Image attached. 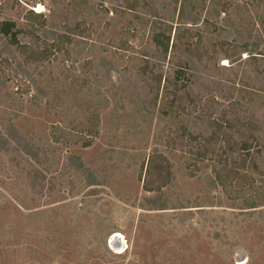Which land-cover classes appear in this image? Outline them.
<instances>
[{
    "label": "rangeland",
    "instance_id": "rangeland-1",
    "mask_svg": "<svg viewBox=\"0 0 264 264\" xmlns=\"http://www.w3.org/2000/svg\"><path fill=\"white\" fill-rule=\"evenodd\" d=\"M85 1L88 14L100 9L97 0ZM125 1V10L118 8L123 0L107 2L109 9L118 10L109 15L71 12L69 19L85 21L84 32L69 36L66 48L52 49L42 65H24L35 89L24 84L23 68L1 59L0 43V81L6 78L8 92L17 98L10 114L38 153L36 160L13 154L15 165L20 163L15 168L9 162L12 156L0 153L8 187H0V264H264V159L255 186L245 182L225 191L211 184L210 164L193 161L190 140L180 138L187 117L222 118L232 101L240 102L258 116L256 139L262 144L254 147L264 158V30L258 26L264 24V0H195L192 8H204L197 26L181 24L188 0H146V7L153 4V13L165 19L151 17L136 32L124 11L137 9L143 0ZM80 5L82 9L85 3ZM51 8L50 0H0V18L26 23L23 17L29 10L50 17ZM64 21L58 19L59 25ZM170 27L180 32L177 49L170 50L165 62L156 61L160 51L150 42L151 34L169 32ZM174 38L175 30L171 47ZM242 45L257 57H241L238 77L245 80L248 94L240 98L236 92L227 101L228 88H223L216 94L218 105L209 97L199 110L188 114L190 107L183 113L181 107L188 108L195 94L170 84L169 79L180 77L178 67L194 62L205 71L207 85L196 84L193 92L210 90L212 78L207 77L237 61ZM113 46L115 57L109 52ZM147 62L160 68L152 69ZM13 71L23 81L10 80ZM221 78L225 81L226 74ZM5 92L0 86V102ZM1 117L0 112V129ZM203 125L199 122L197 129L202 131ZM63 132L69 140L56 143ZM83 138L92 139V146L85 148ZM155 152L170 160L175 176L172 186L158 195L167 204L163 210L153 206L157 194L144 190ZM12 169H33L31 179L23 185L22 174ZM252 202L257 208H249ZM115 235L125 243L121 251L110 246Z\"/></svg>",
    "mask_w": 264,
    "mask_h": 264
},
{
    "label": "trees",
    "instance_id": "trees-1",
    "mask_svg": "<svg viewBox=\"0 0 264 264\" xmlns=\"http://www.w3.org/2000/svg\"><path fill=\"white\" fill-rule=\"evenodd\" d=\"M97 1L99 2L100 9H92L90 14H88L89 11L86 7V5H88V2L85 0H82L79 4L74 3L73 1L66 3L65 0H50L53 7L50 9V17H47L42 12H36L33 9L29 10L23 17V20H25L26 23H20L12 19L0 18V43L2 44V50L4 53V57H1V59L5 60L4 62L7 63L11 62L10 60L15 61V65H17L21 69L23 68L22 72L25 73V75H23L27 79V82H24V84L28 89H35V87L37 86L36 81L33 79V77H31L29 73H27V71H25L24 65L31 67L42 65L52 56V49H54L56 46H59V49L61 50L66 48L67 43H71L70 41H68L69 36H72V38H76L84 32V30H82V26H84L85 21L78 20L79 22H74L72 18L69 19L68 15L71 14V12H77V14L80 13L85 15H92L95 17H99L102 12H104L106 15H109L113 12H118L117 9H109L106 5L107 2L114 3V0ZM143 1L142 5H140V7H138L137 9H133L132 7L128 8L127 6L129 10L124 11V14L127 15V17L132 18L131 24L133 25L134 32H136L137 30L145 29L148 25V22L151 20V17L155 19L160 18L158 17V13L156 11L155 13H153V11L151 10V8L155 10L153 4L151 6L148 5L150 8H147L146 0ZM123 2V5L118 7L120 8V10H125L126 8V6L122 8L124 4H126L125 0H123ZM84 3L85 6L80 9V4ZM193 3H196V1L188 0L183 5V8L186 9V14L181 19V24H183V26L186 24L197 26L202 16L201 14H203L204 12V8H192L191 5ZM207 14L209 17H211L210 11L207 10ZM58 19L66 20L64 21L65 24L60 26L58 23ZM164 19L165 18L162 17L159 20ZM171 22H174V19H172ZM206 22L208 23V19ZM258 26H262L261 28L262 30H264L263 23H259ZM66 30H69L66 33L68 34L67 37L66 34L59 36L60 33H64L66 32ZM173 30H175V38L173 41V46L171 47L170 44L172 42ZM193 31H195L194 36H197L196 33H198V30ZM179 34L180 32H178L177 29L171 30V27L169 32L162 33V31H157L151 34L150 42H152V44L155 45L156 49L160 51V53H156V55H154L156 61L165 62L170 50H172V52H174V50L176 51V41L180 39ZM62 39H67V41H63ZM125 46L127 45H124V49H126ZM114 48H116V46H113V49H110L109 52H111L115 57L117 53ZM30 49H32V55H30ZM243 54H248L250 56L249 58H257L252 57L253 53H251L248 47H244L242 45L238 49L237 61L231 62V65L228 67H223L221 69L218 68V74L216 75V77H207L212 78L210 79L211 82L208 81V83H212V88L209 90L202 87L203 90H199L197 93L193 92L194 86L196 84L199 86L207 85L206 82H203L205 79L202 77L205 71L203 69L199 70L198 68H196L194 62H192L193 65H189V63L184 65L181 64L183 66H179V69H177L180 77L174 78V82L169 79V82L170 84H174V88H179V91L181 92L187 91L189 93L192 92V94H195V96H192V98L188 102V108L181 107V111L184 113L190 107L192 108V111L188 110V114H190V112L199 110L204 105L203 101H205V99L209 97V99L212 100L214 106L218 105V102L215 101L216 94L223 88H228L226 94L224 95V99L227 101H232L236 92H238L240 98L243 97L244 93L248 92V89L246 87L245 88L247 90L244 91L245 80L242 77H238L239 71L242 67L241 65L242 63H244L241 60ZM20 56L24 59V63H17ZM133 59L139 61V59L137 58ZM105 61L106 59L103 58L102 62ZM150 62H147V64H150V66H152V69L160 68V65L156 66L151 64ZM216 67L217 66H215V68ZM135 70H137L139 74L141 73L142 70L139 69V64L136 65ZM220 72H222V75L226 74L225 81L222 80V75L220 74ZM242 72L244 73L243 70ZM4 73H6V71ZM19 74V71H13V75L9 77L10 80H15L16 82L19 80L23 81V78H18ZM162 78L163 74L161 73L158 77L159 84H161L163 80ZM5 79L4 77H2V81H0L1 88L4 90L6 89L4 98L0 102V112L2 116L1 120L4 122L3 128L0 129V153L10 154L12 157H10L9 162L12 167L15 168L16 165L17 167H19L20 163H17L15 165L16 157L13 156V154H18V157L20 158L26 157L32 160H36L38 153L35 152L34 147L26 141L23 135L20 134L17 126L15 125V121L10 114V111H13L16 107L17 98L16 96L8 92V80ZM191 80H193L192 85H190ZM257 82L260 83L261 80L258 79ZM229 85L235 87L233 91H231ZM236 86L241 87V89H237ZM166 92L167 93L165 95L168 94V89L166 90ZM260 98H263V96H260ZM256 117L258 116L256 115V112H254V109L250 110L247 108V106L241 104L240 102L232 101L231 108L228 111V114L225 113L224 117L222 118L206 116L200 120L198 119V117L191 118L190 116L187 117V122L182 125L180 138L182 140L187 138L188 140H190L192 146L194 147L192 149L194 150L192 153L193 161L208 163L210 164L207 165L208 167L212 166L211 169L214 175V179L211 180V184L215 188L217 186H220L225 191H228L235 184L242 186L245 182L248 183L250 187L252 185L255 186L254 177L259 173L261 162L264 159L259 151H257L254 147V144L258 147L262 144L261 141H259L258 145L256 139V137L260 138V131H257V127L260 126V121H258ZM199 122L206 123L207 127L203 125L204 129L202 131H199L197 129L199 126ZM262 138L263 137H261V139ZM67 140H69V136L66 132H63L60 137L56 138V143H64ZM82 140H84L82 143L85 148L92 146V139L83 138ZM2 169L3 168L0 166V187L3 188L4 186V188L7 189V184L5 183V181H3V178L5 177L2 176V173H4L1 172ZM12 172L15 174H22V176L24 177L22 184L24 185L28 183L29 179H31L29 176L32 175L33 169H18L17 172L12 169ZM12 175H8V177L6 178L10 181H13V179L11 178H13L14 176ZM174 180L175 176L173 175V164L170 162V160L165 155L159 152H155L154 155L150 156L145 173L144 190L148 193L157 194V199L153 201V206L163 207L160 210H163L167 206L166 202L163 201L161 197L159 198L158 195L162 192L163 189L172 186ZM30 182L34 184L33 181ZM162 203H164V205ZM255 204L256 203L252 202L250 205L251 207L249 208H257Z\"/></svg>",
    "mask_w": 264,
    "mask_h": 264
},
{
    "label": "bare ground",
    "instance_id": "bare-ground-1",
    "mask_svg": "<svg viewBox=\"0 0 264 264\" xmlns=\"http://www.w3.org/2000/svg\"><path fill=\"white\" fill-rule=\"evenodd\" d=\"M38 12V11H37ZM114 239H113V242L115 243V241H117V240H119V244L116 246V249H118V250H120V249H123V248H125V246H124V242L123 243H121V241H120V239H118V238H121V236L119 237V235H115L114 237H113ZM115 240V241H114ZM121 251V250H120Z\"/></svg>",
    "mask_w": 264,
    "mask_h": 264
},
{
    "label": "water",
    "instance_id": "water-1",
    "mask_svg": "<svg viewBox=\"0 0 264 264\" xmlns=\"http://www.w3.org/2000/svg\"><path fill=\"white\" fill-rule=\"evenodd\" d=\"M113 237L111 238V240H110V246L112 247V248H116V246L119 244V240H117V241H115L116 243H114L113 242ZM118 239H120V241H121V238H118ZM121 243H123L122 241H121Z\"/></svg>",
    "mask_w": 264,
    "mask_h": 264
}]
</instances>
